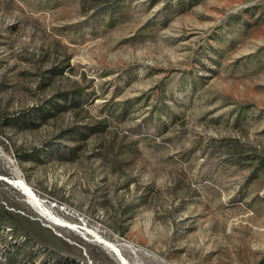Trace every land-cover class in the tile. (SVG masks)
Returning <instances> with one entry per match:
<instances>
[{"label":"rangeland","instance_id":"1","mask_svg":"<svg viewBox=\"0 0 264 264\" xmlns=\"http://www.w3.org/2000/svg\"><path fill=\"white\" fill-rule=\"evenodd\" d=\"M261 157L264 0H0L1 261L264 264Z\"/></svg>","mask_w":264,"mask_h":264},{"label":"trees","instance_id":"2","mask_svg":"<svg viewBox=\"0 0 264 264\" xmlns=\"http://www.w3.org/2000/svg\"><path fill=\"white\" fill-rule=\"evenodd\" d=\"M263 164H264V157H261L257 165H260L262 168ZM34 259H36L35 253L29 250L26 247V243H25L20 247H18L16 251L7 254L5 261L0 260V264H25L27 263L28 260H34ZM39 264H78V263L66 257L57 258L50 256L42 259Z\"/></svg>","mask_w":264,"mask_h":264},{"label":"bare ground","instance_id":"3","mask_svg":"<svg viewBox=\"0 0 264 264\" xmlns=\"http://www.w3.org/2000/svg\"><path fill=\"white\" fill-rule=\"evenodd\" d=\"M15 185L17 187H19V189L23 190L28 196H30L31 199H33V201H35V203L38 202V205H40L37 196L33 193L31 187H29V185L24 180L17 181L15 183ZM44 212H47V211H44ZM47 214H48V216H50L49 218H51L54 221L55 224H57L59 226L66 227V225H64V223L60 219H58L57 217L52 216L51 212L47 213ZM44 216H46V214ZM98 241L101 242L102 244L106 245L111 251L113 249H115L117 254L115 252L114 253L117 255V257L119 258V260L121 261L122 264H129V262L122 256L120 249L115 244H113L111 242H108V241H106V240H104V239H102L100 237H98Z\"/></svg>","mask_w":264,"mask_h":264},{"label":"water","instance_id":"4","mask_svg":"<svg viewBox=\"0 0 264 264\" xmlns=\"http://www.w3.org/2000/svg\"><path fill=\"white\" fill-rule=\"evenodd\" d=\"M113 252H115L117 254V252L115 251V249L112 250Z\"/></svg>","mask_w":264,"mask_h":264}]
</instances>
